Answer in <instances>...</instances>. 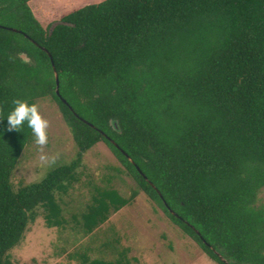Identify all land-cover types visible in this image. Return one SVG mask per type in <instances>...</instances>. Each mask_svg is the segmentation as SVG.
Wrapping results in <instances>:
<instances>
[{"label": "trees", "instance_id": "trees-1", "mask_svg": "<svg viewBox=\"0 0 264 264\" xmlns=\"http://www.w3.org/2000/svg\"><path fill=\"white\" fill-rule=\"evenodd\" d=\"M30 1L0 0V264H13L9 251L39 207L47 227L67 223L57 194L79 180L98 142L212 260L264 264V0H103L50 27ZM15 97H50L77 146L69 162L17 189L12 173L34 140L27 126L7 125ZM135 197L95 186L82 231ZM75 257L131 264L125 252Z\"/></svg>", "mask_w": 264, "mask_h": 264}, {"label": "rangeland", "instance_id": "rangeland-1", "mask_svg": "<svg viewBox=\"0 0 264 264\" xmlns=\"http://www.w3.org/2000/svg\"><path fill=\"white\" fill-rule=\"evenodd\" d=\"M101 1L31 0L29 4L42 25L50 27L65 13ZM36 105L49 122V142L42 150L34 141L25 146L11 176L14 189L41 181L51 169L69 162L77 151L71 129L57 104L50 97H42L36 100ZM95 186L114 187L125 196L136 192V197L130 204L111 212L93 232L85 234L80 213L91 202ZM57 198L67 223L47 227L43 209L39 207L35 221L28 224L21 241L9 251L13 264H77L79 259L75 255L84 251L91 258L109 260L125 252L131 264H219L173 223L160 206L138 191L104 142L96 143L84 153L79 180L67 193L57 194ZM259 201L264 203V188Z\"/></svg>", "mask_w": 264, "mask_h": 264}, {"label": "clouds", "instance_id": "clouds-1", "mask_svg": "<svg viewBox=\"0 0 264 264\" xmlns=\"http://www.w3.org/2000/svg\"><path fill=\"white\" fill-rule=\"evenodd\" d=\"M11 103L12 107L5 115L8 127L22 130L24 126H27L31 130L34 143L42 150L49 142L48 120L42 116L35 103H30L20 97L13 98ZM51 160L54 161L55 156L51 157Z\"/></svg>", "mask_w": 264, "mask_h": 264}, {"label": "water", "instance_id": "water-1", "mask_svg": "<svg viewBox=\"0 0 264 264\" xmlns=\"http://www.w3.org/2000/svg\"><path fill=\"white\" fill-rule=\"evenodd\" d=\"M12 30H17V29H15V28H11ZM42 49L43 50H45L47 53H49L48 52V50L45 48V47H42ZM49 55H50V53H49ZM50 57H51V55H50ZM51 60H52V57H51ZM52 64H53V67H54V62H53V60H52ZM55 68V67H54ZM54 71H55V77H56V83H57V88H56V92H57V94L60 96V92H59V77H58V73H57V71L54 69ZM62 100L65 102V103H67V101H66V99H64V98H62ZM87 123H89L91 126H93V124L92 123H90V122H88V121H86ZM105 136H107L105 133H103ZM108 137V136H107ZM109 138V140H111L113 143H115L116 145H117V143L113 140V139H111L110 137H108ZM118 146V145H117ZM123 152H125V151H123ZM126 154V153H125ZM129 157V159L134 163V161H133V159L130 157V156H128ZM137 168H138V170L140 171V168L137 166ZM144 177L146 178V179H148L147 178V176L146 175H144ZM151 182V181H150ZM151 184H153L152 182H151ZM154 187H155V185H153ZM156 188V187H155ZM157 189V188H156ZM158 190V189H157ZM158 192H160L159 190H158ZM160 195H161V193H160ZM162 196V195H161ZM171 212L173 213V214H175L176 215V213L173 211V210H171ZM192 226V225H191ZM193 227V226H192ZM196 232L199 234V231L196 229ZM221 258L223 259V260H225L222 256H221ZM227 263V262H226ZM228 264V263H227Z\"/></svg>", "mask_w": 264, "mask_h": 264}]
</instances>
